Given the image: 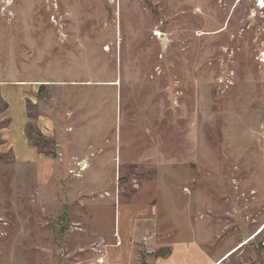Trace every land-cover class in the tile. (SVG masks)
<instances>
[{"label": "rangeland", "instance_id": "obj_1", "mask_svg": "<svg viewBox=\"0 0 264 264\" xmlns=\"http://www.w3.org/2000/svg\"><path fill=\"white\" fill-rule=\"evenodd\" d=\"M259 2L0 0V82L33 87L30 124L54 153L18 159L44 171L62 152L64 169L50 195L33 167L0 154V264H147L171 250V264H211L264 224ZM15 88H0L13 135ZM118 208L121 230L123 215L149 208L166 247L134 251L122 231L119 246ZM193 230L196 247L181 244ZM263 243L264 230L229 264H264Z\"/></svg>", "mask_w": 264, "mask_h": 264}, {"label": "crops", "instance_id": "obj_2", "mask_svg": "<svg viewBox=\"0 0 264 264\" xmlns=\"http://www.w3.org/2000/svg\"><path fill=\"white\" fill-rule=\"evenodd\" d=\"M6 86H13L16 87V93H17V101L15 102L16 105H20L22 107V114H21V125L19 127V131H17L16 135L11 134L12 130V124L10 123V118L12 117L10 109L7 107L5 109L0 110V123L8 122V124L0 129V154L6 155L11 154V156L14 159L15 166L18 168H25V167H33L34 172V180L37 188L39 190H44L47 188L50 192H53L57 189V185L59 184V180L62 177V171L63 169V154L62 152L57 153V157L54 158L53 162L49 167H45L44 171H39L38 168H35L30 162H32L33 158L27 159V160H19L18 159V151L22 153L23 155H29L31 157L35 156L37 159H40L41 157H52V156H46L44 154L39 153L36 146H34L27 138L26 135V128L27 125L32 122V120L28 116L27 111V104L32 101H34V96L32 95L33 87H30L28 82H16L11 81L6 83L0 82V88H4ZM1 99L4 103L6 101L10 102V98L8 94H4L2 91L0 93ZM33 123L41 130V132L45 136H52V126L50 120L43 118L42 116H39L37 119L33 121ZM19 143V148L17 149L16 144ZM58 145V144H57ZM15 154V155H14ZM16 158V159H15ZM80 161V160H79ZM81 186V184H79ZM82 188V187H81ZM82 191V189H81ZM85 193L82 191L81 195ZM53 194V193H52ZM54 195V194H53ZM55 197V196H54ZM50 198V197H49ZM56 198V197H55ZM118 206H119V202ZM116 203V205H117ZM118 210V211H117ZM116 210V216L114 218V232L112 233V236L116 237L117 240L120 242L119 246H122V241L120 239L121 231L123 233V238L125 239V243H127L128 248H133L135 251V248L138 250H146V254H152L156 250L160 248H165L166 246H162V244L156 245L157 242H159L158 237H160V234L154 230L156 227V223L154 222L153 216H149L150 209H138L137 212H135L132 216L131 215H123L122 216V230H121V219L119 216V208ZM264 224L260 226L263 227ZM255 230V232H246L245 236H242V240L240 242H234L232 244L228 245V248L224 250L223 253L219 254L216 253V257L210 258L211 264H229V260L236 255L239 251L246 249L248 246H251L255 240L261 235L263 230L260 234H257L259 229ZM116 230L118 231L116 233ZM192 238H188V240L184 243L182 242L184 246H191V244L196 247V244L198 241H200V234L196 232L195 230L192 231ZM257 236L253 238L255 235ZM210 235V234H209ZM253 238V239H252ZM181 242V241H180ZM213 243V240L210 239L207 242V244ZM244 245H243V244ZM239 250H237L235 253L230 255L227 259V255L234 252V250L238 249L240 246H242ZM110 246L117 247L115 244H109L108 249ZM264 246V243H263ZM106 249V251L108 250ZM136 253V252H135ZM174 251L171 250V253L167 256L163 257H152V259L149 257V260L147 261V264H171L170 257L173 256ZM224 261H223V260ZM98 263L100 264V261L98 260Z\"/></svg>", "mask_w": 264, "mask_h": 264}, {"label": "trees", "instance_id": "obj_3", "mask_svg": "<svg viewBox=\"0 0 264 264\" xmlns=\"http://www.w3.org/2000/svg\"><path fill=\"white\" fill-rule=\"evenodd\" d=\"M7 107V104L3 102V100L0 98V110L2 109H5ZM29 116V115H28ZM30 118V117H29ZM31 119V118H30ZM31 123V122H30ZM28 124L27 125V128H26V135H27V138L28 140L34 145L37 147L39 153L41 154H44V155H47V156H52L54 157V153L52 152H49V151H46V150H42V148H38V144H41L42 140L41 139V135L39 133H37L35 130H34V127L32 124ZM8 124V122H5V123H0V129L5 127L6 125ZM32 137H36V142L33 143L31 138ZM46 141H43V144L46 145ZM54 144V143H53ZM158 253V252H157ZM157 257H163V255H160V254H156Z\"/></svg>", "mask_w": 264, "mask_h": 264}, {"label": "built area", "instance_id": "obj_4", "mask_svg": "<svg viewBox=\"0 0 264 264\" xmlns=\"http://www.w3.org/2000/svg\"><path fill=\"white\" fill-rule=\"evenodd\" d=\"M258 4V2L256 1V5ZM74 168H70L68 170L69 174L73 175L74 177H80V175L82 174V172H84V170L87 168L88 164L85 161H76L74 163ZM120 244V242L118 241V245Z\"/></svg>", "mask_w": 264, "mask_h": 264}, {"label": "bare ground", "instance_id": "obj_5", "mask_svg": "<svg viewBox=\"0 0 264 264\" xmlns=\"http://www.w3.org/2000/svg\"><path fill=\"white\" fill-rule=\"evenodd\" d=\"M258 8H261V9L264 8V2H263V0H260L259 5H258ZM155 35H158V33H156ZM160 35H161V34H159V37H160ZM263 229H264V226H263L262 228L259 229V231H258L257 234H260L261 231H262ZM257 234H256L253 238H255V237L257 236ZM253 238H252V239H253ZM243 245H244V244H243ZM243 245L240 246L238 249L234 250V252H232L231 254L227 255L226 258H228L230 255H232V254L235 253L237 250H239L241 247H243ZM226 258H224V260H225ZM224 260H223V261H224Z\"/></svg>", "mask_w": 264, "mask_h": 264}]
</instances>
